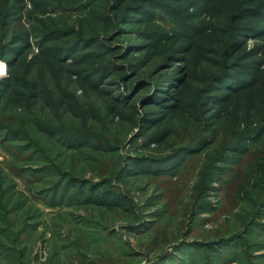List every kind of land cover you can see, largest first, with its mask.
I'll list each match as a JSON object with an SVG mask.
<instances>
[{"label": "trees", "instance_id": "trees-1", "mask_svg": "<svg viewBox=\"0 0 264 264\" xmlns=\"http://www.w3.org/2000/svg\"><path fill=\"white\" fill-rule=\"evenodd\" d=\"M28 1L30 28L20 21L25 0H0V60L8 65L0 107L11 110L0 117L9 156L0 166V264H27L17 244L39 223L15 178L48 206H94L124 216L127 233L149 232L138 245L156 254L144 264H264V0ZM49 10L57 15L40 16ZM31 40L38 52L28 58ZM62 73L108 101L79 103ZM36 104L61 109L63 120L37 121L29 112ZM80 162L99 179L83 177ZM192 169L189 200L167 194ZM141 183L156 191L145 205H162L149 213L155 220L137 210L132 192ZM176 206L187 219L183 236L159 233L157 220ZM215 214L226 217L221 236L193 237ZM93 220L81 226L87 246L120 241L121 254L136 255L137 246Z\"/></svg>", "mask_w": 264, "mask_h": 264}, {"label": "rangeland", "instance_id": "rangeland-1", "mask_svg": "<svg viewBox=\"0 0 264 264\" xmlns=\"http://www.w3.org/2000/svg\"><path fill=\"white\" fill-rule=\"evenodd\" d=\"M31 9L32 6L30 2L28 0H25V7L23 9L20 21L26 28H30L31 21L27 16V12H30ZM56 15L57 14L54 11L49 10L44 15L40 16L55 17ZM127 38H129V35H124L120 37V40H126ZM254 42L255 41L253 39L248 38L246 46L251 47ZM31 43L32 50L30 51L28 58L38 52L37 47L34 44V40H31ZM67 62H69V60ZM2 66L4 67L5 71L3 73H0V79L8 76L7 62H5L4 60H0V67ZM29 75L34 76L32 75V73H30ZM45 80L48 86L51 87L52 79L48 75H45ZM60 84L61 86H65L67 90L74 95V97L79 103L89 102L100 108L101 106H104L106 101H108V98L105 95L100 94L98 92L92 90L85 92L79 86V83L77 82L76 77L74 75L68 76L67 74L65 75L64 73H62L60 78ZM120 90L124 91L125 89L123 87H120ZM139 95L140 94L135 96L136 101H140ZM16 111H19V109ZM2 112L7 115L11 112V110L9 108H5L4 110H2L0 107V117L4 121L5 115ZM29 112L31 116L37 121L52 122L54 124H57L58 121L63 120V117L61 115V109L53 110L49 107L44 108L43 106H41V104H36L32 106L29 109ZM64 118H69V113L64 114ZM112 125H117L116 128L122 129L120 120L117 116L114 117ZM136 130L137 129H134V131ZM130 135L131 134H128V136ZM127 150L128 149L125 145L123 148L120 149V152L124 153ZM8 158V153L0 145V166L3 170H6ZM72 161L76 162V158H72ZM197 161L199 160L196 159L193 163L195 164ZM66 162L70 163V159H66ZM79 164L83 167V170L81 171V175L83 177L91 179L93 181H97L99 179V177L90 169L87 164H84L83 162H80ZM197 170L192 169L190 174L184 180V182H186L187 184L179 183L177 182L178 179H173L175 180L174 182H176V184L174 183V186H170V189L169 191H167V194L169 193L171 195L179 196V199L186 203L187 200H189L188 198L191 194L190 187L193 185L196 179ZM15 182V189L18 192L24 193L28 198L25 206L29 207L30 210L27 209L26 211L25 209L26 214L28 213V211L31 213H36V220L39 222L37 225V229L32 234V236H30L31 238L29 237L21 244H17L18 251L23 252L22 259L25 263L78 264L81 259L76 257L71 258L69 253L72 251H80L84 253L85 256L90 260H94L97 258L95 261L96 264H105V262L111 264H121V262L122 264H129V262H134L135 260H137L136 258L140 260L138 264H144L145 262H147V259L150 256L156 254V252H148L144 254L141 251L142 247H140V245L138 244L145 243L149 241V239L152 237H150L149 232H143L142 234H138L135 232L127 233L123 228V226L127 222L124 216L114 215L111 213L108 214L105 213L102 209L89 205L66 206L63 208L48 206L38 195L33 192L32 189H29L27 187L26 183L22 179L15 178ZM140 186L141 188L135 189L132 192L135 201L138 203L137 210L147 215V219L145 222L155 220L156 216L151 217L149 216V213L162 207L161 203H151L148 206L144 203L145 199L149 197H153V199H155V188L153 186L145 187L146 185L144 183H141ZM229 204L230 203L228 202L227 206H229ZM181 209L182 208H177L176 206L171 209L173 212L169 213L170 216L166 215L164 219L161 218L157 220V224L155 225L157 231L159 233L167 234L168 236H171L172 234L177 236L180 234L179 237H181L182 232H184L186 229L185 221L187 222V219L185 220L184 211ZM218 216V214H215L214 217L211 218V220L209 219L204 221L200 228H198L200 232H198L196 228L195 231H193V234H196L198 232L197 235H191L193 237H196L197 240H201L204 242L210 240L213 236H221V231H224L220 227L222 224L226 223V217H224L223 215L219 217ZM228 217H231V215H229ZM88 218H93V221L96 222L97 220L102 225L107 226L108 230H113L117 234V238H119V240L121 239V241L125 242L126 240H128V243L131 246H137V248L134 247L137 251L136 255L121 254L120 241L116 246H111L110 244L100 245L96 242V246H87L84 243L81 226L83 224V221L87 220ZM180 220L182 221L180 222ZM18 223L19 220L17 221V224ZM193 237H188V240L191 241ZM24 245L26 246V248L21 251ZM167 250L169 252L172 251V243L168 245ZM101 252L105 253L106 255H101ZM13 256L16 257L15 254H13Z\"/></svg>", "mask_w": 264, "mask_h": 264}, {"label": "bare ground", "instance_id": "bare-ground-1", "mask_svg": "<svg viewBox=\"0 0 264 264\" xmlns=\"http://www.w3.org/2000/svg\"><path fill=\"white\" fill-rule=\"evenodd\" d=\"M5 71L4 67H0V73H3Z\"/></svg>", "mask_w": 264, "mask_h": 264}]
</instances>
